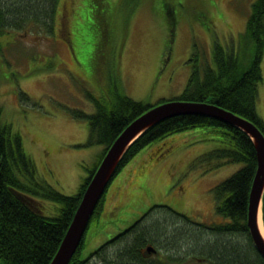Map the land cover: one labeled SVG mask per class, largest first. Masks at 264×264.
<instances>
[{"label": "rangeland", "instance_id": "rangeland-1", "mask_svg": "<svg viewBox=\"0 0 264 264\" xmlns=\"http://www.w3.org/2000/svg\"><path fill=\"white\" fill-rule=\"evenodd\" d=\"M254 1L56 0L52 35L39 26L2 33L1 118L21 135L37 179L61 194H76L86 166L103 148L87 145V122L71 118L69 110L93 113L84 91L98 96L107 92L115 56L120 84L129 97L147 104L174 101L188 81L192 54L211 61L217 45L240 56L238 35L245 30ZM261 68L256 109L264 120V56ZM20 92L28 100H22ZM208 131L201 127L170 134L137 153L108 186L103 210L85 232L81 255L95 251L153 205L204 223L220 221L211 189L240 165L208 172L197 162L221 146ZM185 134L189 140L184 141ZM148 151L155 154L138 175L135 164L148 159ZM181 264L206 263L185 259Z\"/></svg>", "mask_w": 264, "mask_h": 264}, {"label": "trees", "instance_id": "trees-1", "mask_svg": "<svg viewBox=\"0 0 264 264\" xmlns=\"http://www.w3.org/2000/svg\"><path fill=\"white\" fill-rule=\"evenodd\" d=\"M55 1L0 0V35L9 33L10 29L20 31L26 26L44 27L52 35L57 12ZM173 28V24L169 25L170 32L174 31ZM238 40L240 56L226 53L217 45L212 51L211 61L192 54L190 61L193 65L188 81L174 100L218 106L252 123L264 137V120L256 110L257 87L263 77L264 0L252 3L245 30L238 35ZM114 61L115 70H112L113 76L109 77L107 92L98 96L84 91L93 105V113L69 110L71 118L87 122V145L103 148L95 162L86 166V177L74 195L61 194L37 179L35 164L24 151L21 135L13 130L11 124L2 121L0 106V264H49L89 177L106 151L133 120L166 102L161 100L156 104H147L129 97L118 78L116 56ZM19 95L22 100H28L24 92ZM201 127L208 128L221 146L201 155L198 163H203L208 172L225 165H240L236 172L211 189L215 201L214 212L220 221L204 223L195 216L154 205L122 236L93 251L90 260L85 256L80 257L83 237L69 264H181L185 259H202L206 264H264V258L254 248L247 228L248 200L257 168L256 151L251 138L241 129L193 115L165 119L150 127L129 146L118 162L114 175L132 163L135 155L153 142L170 134ZM184 139L189 140V135L185 134ZM154 152L148 151V159L143 157L135 164L139 168L138 175ZM153 160V164L157 165V159ZM104 197L105 193L89 224L101 212ZM262 221L264 227V194ZM152 240L178 258L172 260L165 254H161L160 258L146 252L144 254L143 250L148 245L154 248L155 242Z\"/></svg>", "mask_w": 264, "mask_h": 264}, {"label": "water", "instance_id": "water-1", "mask_svg": "<svg viewBox=\"0 0 264 264\" xmlns=\"http://www.w3.org/2000/svg\"><path fill=\"white\" fill-rule=\"evenodd\" d=\"M190 115L207 117L235 126L251 138L256 151L257 168L249 194L247 228L254 248L264 258V238L259 230V210H261L262 217V198L264 194L263 135L249 121L218 106L207 103L171 100L152 107L133 120L106 151L94 173L89 178L83 193L80 195L72 219L49 264H69L81 243L100 198L114 175L118 162L129 146L155 124L171 117ZM147 251L150 253L154 250L148 247Z\"/></svg>", "mask_w": 264, "mask_h": 264}, {"label": "bare ground", "instance_id": "bare-ground-1", "mask_svg": "<svg viewBox=\"0 0 264 264\" xmlns=\"http://www.w3.org/2000/svg\"><path fill=\"white\" fill-rule=\"evenodd\" d=\"M184 139V138H183ZM186 139H184V141H185ZM200 157V156H199ZM198 157V158H199ZM198 158H196V159H198ZM256 158H257V156H256ZM198 162V161H197ZM201 165H203L204 166V168H205V165L203 164V163H200ZM237 171V170H236ZM235 171V172H236ZM231 176V175H230ZM251 189V188H250ZM259 230H260V232H261V234H262V236H263V238H264V229H263V226H262V217H261V210H259ZM153 241V240H152ZM153 242H155V241H153ZM157 242H155V245H153L154 246V251L156 252V253H158L159 255H163V254H165V256L166 257H170V259H172V260H174V259H176V258H178V256H176L175 254H172V253H170V252H168L167 251V248L166 247H163V246H161V245H159V247L157 246Z\"/></svg>", "mask_w": 264, "mask_h": 264}, {"label": "flooded vegetation", "instance_id": "flooded-vegetation-1", "mask_svg": "<svg viewBox=\"0 0 264 264\" xmlns=\"http://www.w3.org/2000/svg\"><path fill=\"white\" fill-rule=\"evenodd\" d=\"M122 235H123V234H119V235H115V236L111 237L108 241H106V242L104 243V245H105V244H109L110 242H114L118 237H120V236H122ZM145 252H146V251H145V249H144V250H143V253L146 254L147 252H146V253H145ZM91 253H92V252H91ZM91 253H90V254H91ZM90 254H89V256H85V257H87V258H86L87 260H90V258H91V257H90ZM147 254H148V253H147ZM148 255H149V254H148ZM150 255H155V256H157V257L160 258V255H159L158 253H156V252H155V253H152V254H150ZM80 257H82V255H80ZM83 258H84V257H83ZM92 259H93V258H92Z\"/></svg>", "mask_w": 264, "mask_h": 264}, {"label": "crops", "instance_id": "crops-1", "mask_svg": "<svg viewBox=\"0 0 264 264\" xmlns=\"http://www.w3.org/2000/svg\"><path fill=\"white\" fill-rule=\"evenodd\" d=\"M258 95H259V92H258ZM257 110V109H256ZM258 113V112H257ZM258 115H259V113H258Z\"/></svg>", "mask_w": 264, "mask_h": 264}]
</instances>
